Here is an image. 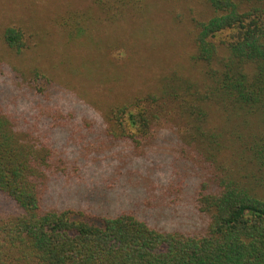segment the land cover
I'll use <instances>...</instances> for the list:
<instances>
[{
	"label": "rangeland",
	"instance_id": "obj_1",
	"mask_svg": "<svg viewBox=\"0 0 264 264\" xmlns=\"http://www.w3.org/2000/svg\"><path fill=\"white\" fill-rule=\"evenodd\" d=\"M209 15L201 0H0L3 109L18 136L64 161L48 180L49 207L131 209L161 229L200 232L194 189L215 174L247 180L264 199L236 142L263 137L264 123L243 126L212 103L204 123L197 111L208 81L194 39ZM9 27L24 33L18 52L2 41ZM149 95L158 118L146 139L110 137L111 109Z\"/></svg>",
	"mask_w": 264,
	"mask_h": 264
},
{
	"label": "trees",
	"instance_id": "obj_2",
	"mask_svg": "<svg viewBox=\"0 0 264 264\" xmlns=\"http://www.w3.org/2000/svg\"><path fill=\"white\" fill-rule=\"evenodd\" d=\"M201 2L210 15L196 26L193 56L208 82L195 94L197 111L204 123L211 103L243 126L264 123V0ZM2 41L18 52L24 33L6 28ZM2 101L0 264H264V199L229 171L194 189L192 206L206 219L200 232L161 229L131 209L102 214L49 207L48 180L65 173L63 157L18 136ZM156 102L149 95L112 108L108 135L140 144L158 118L150 112ZM262 134L261 144L257 134L236 142L252 155L253 177L264 182Z\"/></svg>",
	"mask_w": 264,
	"mask_h": 264
}]
</instances>
